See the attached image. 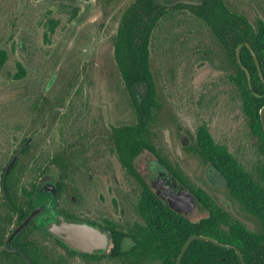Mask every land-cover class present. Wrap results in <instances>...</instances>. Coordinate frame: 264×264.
Listing matches in <instances>:
<instances>
[{
  "label": "rangeland",
  "instance_id": "obj_1",
  "mask_svg": "<svg viewBox=\"0 0 264 264\" xmlns=\"http://www.w3.org/2000/svg\"><path fill=\"white\" fill-rule=\"evenodd\" d=\"M133 2L0 0V52L6 54L0 71V164L11 156L14 159L21 140L26 138L39 148L35 150L36 163L30 161L20 185L28 193L31 184L40 180L53 184L57 174L51 172L47 160L61 146V138L75 135L76 126L92 133L97 125L101 140L96 148L102 156L101 169L107 174L100 178L95 175L88 183L89 203H100L97 207L102 213V225L122 229L143 226L136 208L139 196L136 183L123 182L127 180L126 174L109 159L113 151L106 143L110 128L135 122V111L113 59V38L121 15ZM224 2L246 17L253 27L258 20L264 22V0ZM159 3L162 4L160 0ZM49 20L55 23L52 32L47 29ZM150 68L161 106L157 122L150 129L154 148L192 188L203 192L211 202L220 206V200L231 203L226 189L211 187L205 181V165L200 158L178 143L180 133L193 136L196 128L204 126L215 144L226 147L239 165L257 179L260 158L255 150V138L248 129L240 94L229 79L232 69L226 63L222 47L201 19L189 11L171 10L152 33ZM39 97L49 105V108L41 105L44 110L41 115L33 110L34 103H42ZM75 105L78 109H72ZM51 109L54 113L48 112ZM71 111H78L77 116L81 115L90 125L84 124L83 119L81 124L67 122V127L63 121L59 122L58 115H70ZM43 123L44 127L40 128ZM151 158L150 153L145 155L146 162ZM114 167L116 187L109 178ZM43 168L45 172L39 175L36 169ZM81 179L82 175L77 174L75 181ZM95 186L99 190H94ZM66 205L62 199L60 206ZM231 209L234 217L250 231L258 229L254 217L235 209L232 203ZM198 214H189L188 218L197 220L204 216ZM95 221L99 219L96 217ZM40 240L68 264H118L108 259L91 262L69 256L53 240ZM111 247L109 243L101 255L106 256Z\"/></svg>",
  "mask_w": 264,
  "mask_h": 264
},
{
  "label": "trees",
  "instance_id": "obj_2",
  "mask_svg": "<svg viewBox=\"0 0 264 264\" xmlns=\"http://www.w3.org/2000/svg\"><path fill=\"white\" fill-rule=\"evenodd\" d=\"M200 1L195 7L177 4V9L188 8L201 19L226 54L228 67L232 69L229 79L240 93L248 129L256 139L255 150L261 158L256 168L257 179L254 180L224 146L215 144L204 126L196 129L197 148L192 150L219 170L227 181L226 187L230 195L240 203L246 213L258 220L261 230L250 231L238 221L228 218L203 192L192 188L178 172L171 169L192 194L202 201L207 213L197 220L179 215L161 203L146 185L141 191L136 208L143 219V227L150 231L135 234L136 246L129 252H123L119 246L126 234L114 227L105 226L112 233L109 253L106 256L87 255L69 249L34 220L7 245L10 235L33 208V184L28 193L20 185V179L27 172L32 159L29 144L12 164L13 156L0 164V264H68L56 251L48 249L40 239H51L69 256L76 255L91 262L108 259L118 264H145L144 260L148 259L147 264H175L185 241L193 235L206 236L235 246L245 264H264V131L259 117V111L264 107V22L258 20L253 27L246 17L232 9L224 0ZM163 2L165 5L168 3L166 0ZM163 5L159 0H134L123 12L113 39V58L125 88L134 96L135 87L141 84L144 86L140 106L134 98L136 122L113 131L118 158L125 166H129V160L140 151L154 152L147 135L150 134V126L156 123L160 104L150 70L149 40L158 20L166 14ZM48 22L47 29L52 32L55 23L52 20ZM239 45L241 65L249 73L253 92L261 98L251 93L246 74L237 63L236 48ZM5 62L6 54L0 52V71ZM20 75L21 73L17 76ZM27 141L24 138L20 144ZM180 264L240 263L234 250L193 241Z\"/></svg>",
  "mask_w": 264,
  "mask_h": 264
},
{
  "label": "flooded vegetation",
  "instance_id": "obj_3",
  "mask_svg": "<svg viewBox=\"0 0 264 264\" xmlns=\"http://www.w3.org/2000/svg\"><path fill=\"white\" fill-rule=\"evenodd\" d=\"M163 6L165 7L164 10H166V14L171 12V10L172 11L185 10V11L191 12V10L188 8L187 9H177V5L172 6V5L167 4V5H163ZM191 13L193 14V12H191ZM166 14H164L158 20L157 24L159 23V21L162 18L165 17ZM157 24H156V26H157ZM154 29H153V31H154ZM153 31L151 32V36H152ZM151 36H150V40H151ZM150 40H149V50H150ZM149 58H150V51H149ZM226 63H227V61H226ZM150 70H151V68H150ZM152 78H153V74H152ZM121 82H122V80H121ZM153 82H154V78H153ZM122 84H123V82H122ZM154 85H155V83H154ZM123 86H124V84H123ZM124 88H125V86H124ZM155 89H156V86H155ZM125 90H126L127 94L129 95V100H130V103H131V106L133 109H134L133 104L135 101L134 98L136 99V104L138 105V102H139L141 105V102H142L141 101V95L144 94V86L142 84L135 87V89L133 90L134 91L133 93H135L134 96L132 94H130L126 88H125ZM135 90H136V92H135ZM237 92L239 93L238 89H237ZM156 93H157V91H156ZM40 100L42 103L45 102V104L34 103L33 104V110L36 112V114L41 115L44 111L42 108H40L41 105H43L47 108H49L48 107L49 105L46 104L47 100H45L44 98H40ZM79 104L84 108L83 103H79ZM140 105H138V106H140ZM74 108L78 109L76 107V105L72 109H74ZM60 110L61 109L59 108L56 111L59 112ZM54 111L55 110L51 109L48 112L54 113ZM159 111H160V109H159ZM82 112H85V111H82ZM78 113H79L78 111H71L70 115L68 113H67L68 115L62 113V116L58 115V117H59L58 120L60 119L59 122L63 121L64 125L66 127H67V125H69V124H66L67 122H69L70 125L71 124H81L80 120H82L83 117H81V115L77 116ZM52 118L55 119V116H52ZM157 118H158V114H157ZM136 120H137V117L135 115V122H136ZM83 122L86 125H90V123H88V121H85V119H83ZM156 122H157V120H156ZM130 125H132V124H130ZM130 125H122L119 127L110 128L108 133H107L106 143L110 144V146L112 147V151H113L112 154H110V155L108 154L109 159H112L115 163H117L119 165V167L124 170V173L126 174L125 177L127 178V180H123V182L127 183V185L131 184L132 181L136 183V186H137L138 191H139V196H137V198H136V206H137L139 199L141 198L140 194H141V191L143 190V188L146 185H148L150 187L149 181H148V178L151 176V173L148 170L150 161L160 160L168 168V170L172 176H175L179 181H181V180L179 179V177L177 175L173 174L171 171V169L174 171H176V170L173 169L159 155L157 150L154 148V146L151 142L150 134L147 135L148 136L147 139H148V141L151 142V144L154 148V152L151 153L148 150L140 151L133 158H131L129 160V166H125L122 164V162H120V160L118 158V153H117V148H116L117 146H116L113 131L115 129L120 128V127L130 126ZM151 126H150V129H151ZM42 127H44V123L40 125V128H42ZM98 128L99 127H97V125H96V127L91 130L92 133L90 131L88 133H86V132L82 131V127L76 126V127H74L75 135H71L70 137H64L63 139L61 138L62 141H59L61 143L60 144L61 146H59V148L55 149L57 151L52 153L51 156L48 157V160H47V163L52 168L51 172H56L55 174H57L56 180L54 181L53 184H51V183L45 182V181L41 182V180L39 178L40 181H38L36 184H33L34 189L32 192L31 200L33 203L32 210L33 209L39 210V214L33 218L34 221H37V217L40 215H42L43 217H47L50 214H52V212L50 211V208H51L54 211L55 216H62L67 222L90 223V224H93V225L99 227L102 230H106L107 234H108V245H109V243H111L112 233L110 230L106 229L105 226H110V227H114V226H112L110 224L102 225L100 223V218L102 217V213H101L100 207L99 208L97 207L98 206L97 204L100 205V203H97V204L95 203V205H91V203H89L91 201V198H90V193L88 191L89 190L88 189V187H89L88 183H90L92 181L91 179H93L95 177V175H96V177L100 178L102 175L107 174V173L105 174V172H104L106 170L103 171L101 169V167H102L101 166L102 156L97 151L99 149L96 148L98 141L101 140L100 133L97 131ZM207 131H208V129H207ZM77 136H79V137L77 138ZM81 138H83V139H81ZM255 142H256V139H255ZM25 143L22 145L20 144L18 148H21L23 146L25 148L26 146H28L30 144L31 145V155H32L31 161L34 162V160H35V163H36L35 150L37 151L39 147L35 148V143H33L34 146L32 145V143H30L28 141L26 144ZM178 143H179L181 148H183L186 151H189L192 155L198 156L200 158V161L202 163H204L205 168H204L203 176H204L205 181L211 187L226 189L229 198L231 200H233L231 203L234 204V208L235 209L238 208V209L242 210L247 216L254 217V216L246 213L241 208L240 203L230 195L229 190L226 187L227 181L221 175L219 170L212 163H210L209 161H205L197 152H194L192 150L193 148H197L196 130H195V133L193 136L189 135V133H180L178 136ZM24 148H23V150H24ZM226 150L228 151L227 148H226ZM109 151L111 153V150H109ZM147 153L148 154L150 153L153 157V158L149 159L148 162H146V160H145V155ZM228 153L231 154L230 151H228ZM84 154H85V156H84ZM259 158H260V156H259ZM260 161H261V158H260ZM143 163L145 166H142ZM45 170H46V168H43L42 170L36 169V172L39 175H41L45 172ZM116 172H117L116 167H114V170H110V173H109L110 174L109 175L110 182L113 183L115 185V187H116V184L114 182L116 179H114V177L116 175ZM77 174L79 176L82 175V179L75 181ZM47 178H45V179H47ZM82 180H83V184H82ZM96 181H98V180L96 179ZM182 185H184L183 182H182ZM53 187L56 190L55 196L53 195V189H52ZM96 189L99 190L97 186L94 187V190H96ZM151 190L155 194V192L152 188H151ZM207 198L209 199L208 196H207ZM62 199H64L65 202L67 203V205L64 207L60 206V202L62 201ZM193 199H194V204H195L193 210L187 214L182 215V216L188 218L189 214H192V213H197V214L200 213V215H202V214L205 215L207 213V208L202 203V201H199L194 195H193ZM231 203H229V202L224 203V200H220L221 206L216 205L215 203H213V204L216 207H218L219 209H221L223 214L226 215L228 218H231L233 220L238 221L239 223H241L243 226H245L249 230L248 226L244 225V222H241L239 219L234 217V215H233L234 212L231 209ZM96 217L99 219V221H95ZM139 218H140V220H142L141 222H143V219L140 216H139ZM256 221L258 224V229L254 230L253 232H259L261 230L260 223L258 222L257 219H256ZM39 225H42V224H39ZM143 225H144V222H143ZM115 229H118V230H120L126 234L122 238V240L120 241V244H119L120 249L123 252H129L136 246V241L134 239L135 234H144V233L150 231V230H147V228H145L143 226L137 227V228H130V229H122V228H115ZM108 245H107V247H108ZM89 255H94V254H89ZM95 255H101V253H97ZM133 259H134V257H133ZM147 260L148 259L144 260L145 264H147L146 262L149 261V260L148 261ZM111 261H114V260H111ZM114 262H116V261H114Z\"/></svg>",
  "mask_w": 264,
  "mask_h": 264
},
{
  "label": "water",
  "instance_id": "obj_4",
  "mask_svg": "<svg viewBox=\"0 0 264 264\" xmlns=\"http://www.w3.org/2000/svg\"><path fill=\"white\" fill-rule=\"evenodd\" d=\"M162 4L164 0H160ZM168 5H190L197 6L201 3L200 0H166ZM241 45L236 48V60L239 67L244 71L248 80V88L251 93L258 98L261 96L255 94L250 85V77L248 71L243 68L241 65L238 51ZM252 57L255 61L256 66L258 67L256 58L251 52ZM137 95V94H136ZM138 97V96H137ZM138 105L140 103L138 102ZM259 117L261 121V125L264 131V107H262L259 111ZM24 146L21 147L15 154L14 159H12L11 163L14 162L21 154ZM149 172L151 176L148 178L150 187L154 190L155 196L159 198L160 202L166 205L173 212L184 215L191 212L194 208V199L193 194L189 189H187L182 182L179 181L175 176H172L168 170V168L160 161H150ZM6 172L3 175L2 186H4ZM53 195H56V190L53 187ZM52 214L47 217H43L42 215L37 217V224H42L45 230L51 234L52 236L58 238L64 245H66L69 249L80 253V254H97L101 252H105L108 245V234L106 230H102L99 227L90 224V223H74L67 222L62 216H55L54 211L50 208ZM39 214V210L33 209L29 212L26 218L22 220V222L16 227L13 233L10 235L7 240V245L10 244L12 238L18 234L34 217ZM193 241H202L206 243H210L213 246L231 249L237 254L239 263L245 264L240 251L233 245L227 243L218 242L212 238L206 236L193 235L190 236L184 243L175 264H180L186 250L189 245Z\"/></svg>",
  "mask_w": 264,
  "mask_h": 264
}]
</instances>
